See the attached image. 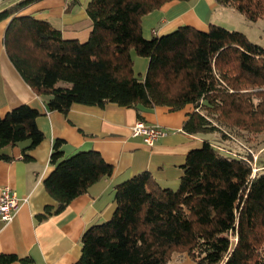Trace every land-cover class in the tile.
<instances>
[{
	"label": "trees",
	"instance_id": "1",
	"mask_svg": "<svg viewBox=\"0 0 264 264\" xmlns=\"http://www.w3.org/2000/svg\"><path fill=\"white\" fill-rule=\"evenodd\" d=\"M28 1L0 10V20L11 16L3 44L48 110L115 102L134 107L142 119L156 105L190 104L182 127L203 138L187 152L176 187L149 171L116 183L111 216L83 231L75 264H170L175 253H186L192 264H264V163L253 170L252 155L232 146L264 134V45L217 23L144 37L142 16L168 0H88L91 29L80 41L32 14L12 15ZM215 2L249 20L264 19V0ZM132 52L147 58L142 77L134 74ZM38 115L21 103L0 116V148L26 141L22 157L30 159L43 138ZM61 144L53 142V168L44 179L57 204L45 205L40 217L62 210L113 171L97 150L65 156ZM0 264H31V258L0 253Z\"/></svg>",
	"mask_w": 264,
	"mask_h": 264
},
{
	"label": "crops",
	"instance_id": "2",
	"mask_svg": "<svg viewBox=\"0 0 264 264\" xmlns=\"http://www.w3.org/2000/svg\"><path fill=\"white\" fill-rule=\"evenodd\" d=\"M19 1L0 0V10ZM87 1L30 0L18 5L12 15L32 14L60 29L63 37L84 41L91 29ZM221 6L215 0H168L142 16V35H160L182 24L206 29L215 23L214 12ZM10 17L0 20V116L21 103L35 107L39 111L35 123L43 138L29 150L31 157L27 160L22 157L26 141L0 148V152L10 156L0 158V189L8 185L19 200L12 217L8 221L0 219V253L28 256L31 264H75L83 231L111 216L116 183L149 171L161 184L176 187L187 152L200 146L203 138L182 127L192 108L190 104L174 110L156 105L141 112L145 122L158 123L168 130L152 145L131 134V126L139 119L134 107L115 102L103 106L73 103L66 113L48 110L7 56L3 36ZM141 63L145 72L147 61ZM57 138L62 141L65 156L94 149L113 165V171L89 185L62 210L40 217L45 205L51 204L54 209L57 204L44 185L53 168L49 156Z\"/></svg>",
	"mask_w": 264,
	"mask_h": 264
},
{
	"label": "rangeland",
	"instance_id": "3",
	"mask_svg": "<svg viewBox=\"0 0 264 264\" xmlns=\"http://www.w3.org/2000/svg\"><path fill=\"white\" fill-rule=\"evenodd\" d=\"M214 22L223 25L229 29H236L243 32L251 41L264 45V19L257 18L249 20L244 14L232 6H221L214 12ZM134 56L133 70L134 74L142 77L144 67L142 63L147 61L145 56H140L132 52ZM140 57V58H139ZM246 139V140H245ZM235 140L232 146L248 151L252 155L253 170L257 169L256 164L264 163V134H250L248 138ZM257 164V165H258ZM264 167V166H263ZM170 264H192L191 259L186 253H175Z\"/></svg>",
	"mask_w": 264,
	"mask_h": 264
},
{
	"label": "built area",
	"instance_id": "4",
	"mask_svg": "<svg viewBox=\"0 0 264 264\" xmlns=\"http://www.w3.org/2000/svg\"><path fill=\"white\" fill-rule=\"evenodd\" d=\"M167 132L168 130L160 124L147 123L142 119H137L131 126V134L141 136L148 145H152ZM18 207L19 200L16 193L8 185H4L0 189V219L8 221Z\"/></svg>",
	"mask_w": 264,
	"mask_h": 264
}]
</instances>
